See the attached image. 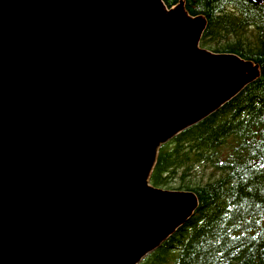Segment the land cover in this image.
Listing matches in <instances>:
<instances>
[{
	"label": "water",
	"instance_id": "1",
	"mask_svg": "<svg viewBox=\"0 0 264 264\" xmlns=\"http://www.w3.org/2000/svg\"><path fill=\"white\" fill-rule=\"evenodd\" d=\"M206 28L162 0H0V264H141L194 217L151 185L159 151L260 77Z\"/></svg>",
	"mask_w": 264,
	"mask_h": 264
},
{
	"label": "trees",
	"instance_id": "2",
	"mask_svg": "<svg viewBox=\"0 0 264 264\" xmlns=\"http://www.w3.org/2000/svg\"><path fill=\"white\" fill-rule=\"evenodd\" d=\"M204 17L200 45L235 54L260 77L220 111L162 146L151 185L192 191L194 217L141 264H264V3L162 0Z\"/></svg>",
	"mask_w": 264,
	"mask_h": 264
},
{
	"label": "rangeland",
	"instance_id": "3",
	"mask_svg": "<svg viewBox=\"0 0 264 264\" xmlns=\"http://www.w3.org/2000/svg\"><path fill=\"white\" fill-rule=\"evenodd\" d=\"M202 48H203V47H202ZM203 49L212 52L210 49H207V48H203ZM170 191H174V190H170Z\"/></svg>",
	"mask_w": 264,
	"mask_h": 264
}]
</instances>
